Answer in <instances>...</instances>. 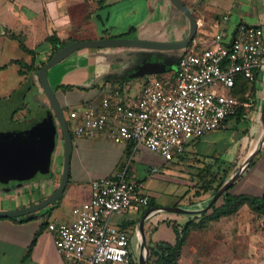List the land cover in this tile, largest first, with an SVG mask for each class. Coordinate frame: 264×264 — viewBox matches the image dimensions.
<instances>
[{
  "label": "crops",
  "instance_id": "crops-1",
  "mask_svg": "<svg viewBox=\"0 0 264 264\" xmlns=\"http://www.w3.org/2000/svg\"><path fill=\"white\" fill-rule=\"evenodd\" d=\"M9 1L20 2L17 4L19 5L18 8L30 18L27 23L20 20L17 31L6 29L2 35L6 36L9 31L10 33H26V44L29 48L31 47L28 43L34 37L36 29L32 17L36 15L44 17V24L47 28L46 33L48 34L43 41L50 35L56 34L62 41L74 40V42L107 38H129L151 42L180 43L189 37L191 30L189 19L170 0ZM181 1L197 21L196 35L187 48L177 52L164 53L165 55L162 57L156 51L136 48L81 49L47 73L48 80L65 112L68 124H70L69 112L73 107L87 104L99 107L102 99L110 95L115 89H120L126 98L137 99L142 87L150 81L157 80L163 84L173 82L178 67L177 64L158 73L146 74L142 78L140 90L131 96L126 87L131 83L132 78L127 76V74L134 69H140L144 64H161L168 57L177 58L193 50L201 51L212 45V39L218 33H222L227 41L236 33L240 24L258 27L263 30L264 36V0ZM33 5L39 6L37 11L33 9ZM84 12H87L89 21L84 20ZM87 29L92 31L90 35L83 38L77 36L78 33H82L83 30ZM37 48L38 46L36 45L35 48L31 49ZM51 52L52 47L45 45L42 59L48 57ZM127 53L131 54V56L133 55V61L129 65L123 62L122 59V55ZM27 57L21 59L30 63L31 57L28 55ZM38 61L36 64L39 63ZM22 79L24 81V78ZM32 81L34 83V94L29 99L30 103L21 112L19 111L20 113L17 112L14 115V121L16 120L20 124L33 120L35 110L51 108L41 89L38 72L32 75ZM256 82L258 87L256 98L259 99L260 104L258 109H256L254 107L256 98L253 99L252 109L247 116V122L249 123V120L252 121L253 128L251 129L258 132L264 106V59L262 67L257 70ZM63 87H70V89L64 90ZM16 115H18L19 119H16ZM224 129L228 130L227 127ZM215 132L188 145L185 152L175 159L178 158L180 161L185 162L187 159L185 154L192 150L197 155L196 161L200 164H206V166L214 165L217 158H220L221 161L235 164L233 162L234 159H238L240 155L243 156L242 153H245L247 147L244 152L237 155V144L239 143V138L237 137L234 139L233 144L221 148L218 142L212 138ZM251 133L252 136L253 130ZM61 140L62 135L58 130L57 144L54 151V154L56 153L55 156L61 149V146L59 147ZM86 149L108 151L113 156L110 162L105 161L102 164V167H107L105 171L89 170L82 161L83 150ZM262 154L259 153L260 156ZM172 162L173 160L167 161L160 154L152 152L145 147H139L135 151L131 144H116L108 134L95 137L75 136L73 138L69 181L62 197L36 215L0 219V264H70V259L58 253L52 236L47 231V226L43 227V224L52 221L58 223L73 222L90 201L92 182L109 177L122 167L128 168L129 178L144 183L146 194L161 208L177 207V204L178 206L196 204L197 201L193 198L194 191L186 190L184 194L185 198L187 195L192 197L191 202H194V204L188 205L187 203L182 204L181 199L174 197L171 202H168V200L162 202L157 195L152 194L148 190L146 186L148 176L157 173L153 171H157L159 166H170ZM63 165L64 162L55 163L52 156L50 175L37 176L35 179L34 177L30 178L32 181L27 183L26 181L28 180H25L23 186L16 184V181L10 182V186L0 183V198H6L7 196L15 198L14 205L0 207V211L29 207L51 196L58 189L62 179L63 171L57 167L60 166L61 169ZM188 182L192 186L196 183L193 180ZM75 193H79L80 200L78 197L73 200L76 198L74 196ZM149 210L151 209L133 207L122 215H114V225L122 227L138 237L137 224ZM174 214L177 215L179 213L160 212L147 220L142 226L144 237V227L146 225L148 230L149 228L154 229L153 235L157 234L161 228L173 230L168 225V222L177 220ZM199 214L197 216H200ZM35 236H37L36 243L29 254V248ZM152 241L157 242L160 240Z\"/></svg>",
  "mask_w": 264,
  "mask_h": 264
},
{
  "label": "built area",
  "instance_id": "built-area-1",
  "mask_svg": "<svg viewBox=\"0 0 264 264\" xmlns=\"http://www.w3.org/2000/svg\"><path fill=\"white\" fill-rule=\"evenodd\" d=\"M263 59V30L240 24L229 40L218 33L211 46L183 55L171 83L150 81L137 99L115 89L99 107H73L70 130L78 137L108 134L116 144L145 147L172 161L237 114L243 103L229 92L238 77L254 82ZM150 202L144 183L122 167L92 182L90 201L73 222H49L47 231L70 264H130L131 233L111 218L133 207L149 209Z\"/></svg>",
  "mask_w": 264,
  "mask_h": 264
},
{
  "label": "rangeland",
  "instance_id": "rangeland-1",
  "mask_svg": "<svg viewBox=\"0 0 264 264\" xmlns=\"http://www.w3.org/2000/svg\"><path fill=\"white\" fill-rule=\"evenodd\" d=\"M18 3L20 2L0 0V107L2 108L5 106V109H13L20 106L22 103L21 99H23V97L18 93L24 88V81L18 75L20 66L11 63V61L25 58L27 55L22 52L19 44L15 40L6 37L7 35H2L6 29L17 31L19 29L18 22H20V20L24 23H27V20H29L30 17L25 15V13L18 8ZM38 8V5H33L34 10L37 11ZM84 14V20L89 21L87 12H84ZM32 19L36 29L35 35L30 40L28 45L31 48H35L37 45L39 48L41 44L44 43L43 40L48 34L46 33L47 28L44 24L43 16L36 15L35 17H32ZM91 32L92 31L90 29L83 30L82 33H78L77 36L79 38H83L90 35ZM158 53L161 54L168 52ZM122 59L123 62H126V64L129 65L133 61V55L131 56V54L128 53L123 54ZM148 68L151 67L148 66ZM127 76H130L132 81L126 89L129 91L130 95L133 96L140 90L142 78L146 75H142L141 70L137 68L128 73ZM219 91L221 92V90ZM259 104L260 101L256 98L254 107L258 109ZM37 110L34 111L33 115ZM3 119H7L6 114H4ZM16 119H19L18 115H16ZM29 122H32V120L27 121V123ZM15 123L19 122L15 120ZM35 123H38V126L43 125L42 120H37ZM251 128H253V124L252 121L249 120L248 125L240 127L238 131H231L230 129L225 130L223 128L213 133L212 136L221 148L233 144L234 139L238 137L239 143L237 144V155L244 152V149L247 147L245 153H242L243 156L240 155L241 157L239 156L238 159H234L233 161L236 165H238V169L248 157L256 140L257 135L255 136V134H257V131ZM252 130L253 135L251 136ZM59 132L62 134L60 127ZM60 146L61 149L57 155L55 156L56 153H53V161L57 164L64 162L65 151L63 140L60 141L59 147ZM83 152L84 156L82 161L90 171H105L107 167H102V164L105 161L110 162L113 159V156L108 151L86 149L83 150ZM261 153H263L261 156L258 154L255 157L256 165L251 169L249 167L242 175V179H239L240 181L238 180L237 184L233 187V193L260 195L264 192V142L263 148L260 151V154ZM185 155L187 158L185 162L180 161L178 158L174 159L170 166H159L156 171L157 173L148 176L146 180L148 190L152 194L157 195L162 202L167 200L168 202H171L174 197L176 199H181L182 204L187 203L189 205L192 203V197L187 195L185 198L184 194L186 190H190V192L194 191L193 198H195L197 203L211 197L210 194H207L202 195L197 199V196H195L196 189L192 188V184L188 182L190 180L196 182L200 170L206 167V164L198 163L196 161L197 155H195L192 150H189ZM231 164L232 163L230 162H225L223 167H228ZM63 167L64 165L61 166V169L60 166L57 168L63 171ZM29 181L31 182L32 179H28L26 183ZM15 183L23 186L25 182L16 181ZM5 184L10 186V183ZM74 196H76V198L73 200H76L77 197L80 200L79 193H75ZM14 203V197L10 198V196H7L6 198H0V207L14 205ZM218 203H222V200L220 199ZM207 210L208 208L197 213L174 214V217L177 220H171V222H177L179 225H184L195 215H198V213L202 216L207 212ZM114 219L115 216L111 218V223L113 225ZM144 231L147 247L148 243L152 240L175 243L176 239L173 230L161 228L157 234L153 235L154 229L149 228L148 230V226L146 225L144 227ZM131 238L132 259L139 264V261L143 256L142 242L139 239V235L137 237V235L131 234ZM181 264H264L263 220L255 218L251 214L249 208L244 206L237 215L231 218H223L219 221L210 222L204 227L194 228L190 234L188 243L184 248Z\"/></svg>",
  "mask_w": 264,
  "mask_h": 264
},
{
  "label": "trees",
  "instance_id": "trees-1",
  "mask_svg": "<svg viewBox=\"0 0 264 264\" xmlns=\"http://www.w3.org/2000/svg\"><path fill=\"white\" fill-rule=\"evenodd\" d=\"M6 35L19 44L22 52L31 57V62L28 63L24 59L11 61V63L20 66L18 75L24 78V88L21 92H18L23 99H21V105L16 108L5 109V106L2 108L0 107V133L4 134L6 127L10 126V132L14 131L15 136H19L21 140L20 142L28 148L27 150H29V152H26V154H28L31 161L35 163L38 162L41 165L39 172L34 176V178L41 175L48 176L51 171L52 156L56 148L58 134V124L53 111L51 108H39L37 110L38 112L36 111L32 122L23 124L15 123L14 115L20 110L26 108L30 103L29 99L32 94H34L32 75L37 73L47 63L51 56H53L61 48L74 42V40L62 41L56 34H52L47 37L39 48L31 49L26 44V33H10L9 31ZM45 45H50L52 47V52L48 55V57L42 59ZM37 61L39 62L38 64H36ZM63 89L68 90L70 87H63ZM257 90L258 87L256 79L254 82H250L243 77L237 78L236 85L234 89L229 92V94L235 97L239 102H242L243 105L239 107L235 116H232L224 121L221 129L227 127V129H230L231 131H238L240 127L248 125L247 116L249 115V111L252 109L253 99L256 98ZM4 114H6L7 119H3ZM37 120H42L43 125L38 126V123H35ZM68 125L70 128V124ZM71 134L74 138L75 136L73 133ZM256 135L257 134H255V136ZM224 164V161L217 158L214 165H208L200 170L198 179L192 186L196 189L195 195L197 197L207 194H210V196L215 195L238 170V165L236 164H231L225 168L223 167ZM255 165L256 162L253 160L249 166L250 169ZM241 179L242 177L240 180ZM237 182L215 203L210 205L207 212L202 216L195 215L184 225H179L177 222H168V225L172 227L176 236V241L175 243L167 241H150V243H148L149 252L147 264H181L184 248L186 247L190 234L194 228L204 227L210 222L219 221L223 218H231L237 215L244 206L249 208L251 214L255 218L262 219L264 224V192L260 195H252L249 193L235 194L232 192V189ZM220 199L222 200V203L219 204L218 202ZM150 201L149 209L161 208L154 200L150 199ZM192 204H194V202H192ZM176 206H178V204ZM47 225L48 223H44L43 227ZM134 225H136V223H134ZM36 239L37 236H35L32 241L29 248V254L36 243ZM130 264L137 263L132 259Z\"/></svg>",
  "mask_w": 264,
  "mask_h": 264
},
{
  "label": "water",
  "instance_id": "water-1",
  "mask_svg": "<svg viewBox=\"0 0 264 264\" xmlns=\"http://www.w3.org/2000/svg\"><path fill=\"white\" fill-rule=\"evenodd\" d=\"M171 3L181 11L189 19L191 24V30L189 37L180 43H162L142 41L129 38H107L91 41H75L57 51L51 56L47 63L38 71V77L40 86L46 95L49 105L56 117L57 123L61 129L63 141H64V167L60 185L58 189L48 198L44 199L40 203L34 204L29 207L16 209V210H4L0 211V218H22L26 216H33L37 213L47 209L49 206L56 203L63 195L70 176L71 156L73 151V137L66 120L65 112L62 109L54 89L52 88L47 73L63 60L70 57L72 54L81 49L88 48H136L145 49L158 52H177L187 48L193 41L197 31V21L192 13L185 7L181 0H170ZM160 57L164 56V53L159 54ZM182 56L177 58L168 57L161 64H144L140 70L142 75L149 73H158L164 71L166 68L178 65ZM150 66L151 68H148ZM7 134L0 133V183H7L9 181H25L34 177L40 168L38 162H32L28 154L29 152L22 142H20L19 136H15L14 131L10 132V139ZM264 142V106L262 111L261 123L257 132L254 146L242 164V166L236 171V173L230 178V180L223 186V188L215 195L196 203L192 206H177V207H164L159 209L149 210L141 221L137 224V231L139 233L140 240L142 242L143 256L139 261V264H147L148 260V247L143 234V224L151 219L154 215L160 212H173L179 214H191L200 212L210 205L215 203L222 195H224L244 174L249 168L251 162L260 153L263 148ZM29 158V159H28Z\"/></svg>",
  "mask_w": 264,
  "mask_h": 264
},
{
  "label": "flooded vegetation",
  "instance_id": "flooded-vegetation-1",
  "mask_svg": "<svg viewBox=\"0 0 264 264\" xmlns=\"http://www.w3.org/2000/svg\"><path fill=\"white\" fill-rule=\"evenodd\" d=\"M51 107V106H50ZM51 110H52V108H51ZM58 124V123H57ZM57 130H59V125H58V129ZM5 132V134H7L6 136L7 137H9V139H10V126L9 127H6V129L4 130ZM71 131V130H70ZM60 133V132H59ZM72 133V132H71ZM62 135V134H61ZM62 140H63V136H62ZM63 143H64V141H63ZM10 182H13V181H9V182H7V184H9ZM5 185V184H4Z\"/></svg>",
  "mask_w": 264,
  "mask_h": 264
}]
</instances>
